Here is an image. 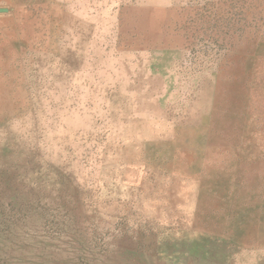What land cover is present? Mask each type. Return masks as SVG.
<instances>
[{
	"label": "rangeland",
	"instance_id": "obj_1",
	"mask_svg": "<svg viewBox=\"0 0 264 264\" xmlns=\"http://www.w3.org/2000/svg\"><path fill=\"white\" fill-rule=\"evenodd\" d=\"M0 264H264V0H0Z\"/></svg>",
	"mask_w": 264,
	"mask_h": 264
}]
</instances>
